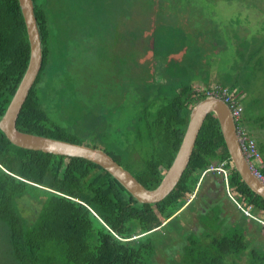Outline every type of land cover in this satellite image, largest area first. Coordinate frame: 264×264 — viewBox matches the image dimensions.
<instances>
[{
    "label": "trees",
    "instance_id": "1",
    "mask_svg": "<svg viewBox=\"0 0 264 264\" xmlns=\"http://www.w3.org/2000/svg\"><path fill=\"white\" fill-rule=\"evenodd\" d=\"M220 1L232 6L235 0ZM32 2L42 63L16 120V129L100 149L144 188L154 189L175 157L191 108L206 98L211 88L218 86L230 92L235 85L222 80L209 85L208 69L197 71L195 59L187 57L186 62H180L167 58L190 45L187 36L178 29L168 27L156 38L153 36L148 46L153 54L149 68L135 64L139 72L133 74L134 69L130 74L126 72L119 79L120 85L108 90L93 84L91 79L101 75L100 68L112 77L121 67L105 60L99 67L95 42L72 44L70 50L79 67V72L71 75L72 80L82 84L87 74L86 87L92 91L84 97L77 95L73 102L76 119L62 124L42 106L38 90L55 76L57 58L63 55L55 51L56 33L47 25L46 3ZM253 2L249 0L248 4ZM209 13L212 16L213 12ZM249 42L255 41L252 38ZM259 44L254 50L245 46L241 59L243 66L250 63L251 78L257 71L264 84V39ZM91 49L93 60L86 65L84 55ZM28 60L29 45L18 2L0 0V119ZM94 68L99 72L92 73ZM198 80L202 89L193 87ZM253 103L247 104V113ZM100 105L106 108L105 112L99 110ZM126 106L137 111L133 120H127L126 130L131 131V137L128 139V133L124 134L122 141L112 140L110 148H106L103 141L113 118L112 111ZM247 113L241 124L248 132L256 122L264 127V118L252 119ZM257 150L264 162V142L257 143ZM220 165L226 181L222 172H207L210 167ZM257 171L264 177L263 166ZM205 172L221 180L227 201L231 202V197L235 205L241 203L250 215L240 208L238 215L236 212L223 215L220 202L199 199L196 186ZM191 195L193 198L186 203ZM183 210L195 216L197 231L189 230L181 222ZM209 210L214 213L209 214ZM214 219L216 227H211ZM222 223H227L228 228ZM263 224L264 198L253 193L230 165L219 124L212 114L206 116L200 128L179 182L164 200L152 205L138 203L105 170L87 160L21 149L10 144L0 131V264H162L156 260L161 250L167 253L165 264H264ZM166 236L171 241L180 240L178 251L167 249ZM175 253L178 261L174 260Z\"/></svg>",
    "mask_w": 264,
    "mask_h": 264
},
{
    "label": "rangeland",
    "instance_id": "2",
    "mask_svg": "<svg viewBox=\"0 0 264 264\" xmlns=\"http://www.w3.org/2000/svg\"><path fill=\"white\" fill-rule=\"evenodd\" d=\"M193 1L44 0L46 3L45 11L48 16L47 25L56 33V36L53 37L56 43L55 51L63 56L57 58L55 76L50 77L46 81L47 83L44 82L39 86L38 96L42 106L53 119L62 124L64 121L67 123V121L70 122V120L72 121L77 117L75 110H73V102L78 99L77 95H83L84 97L85 94L92 91L86 87L89 81L87 74L84 76L82 84L77 85L72 80L74 77L71 75L79 72L78 65H75L77 58L72 56L73 50H70V48H73L72 44L80 45L95 42L96 49L94 51H96L97 59L100 60L99 67H101L103 60L110 61V63L114 62V55L111 51L115 50H121L124 53L122 55L126 56V59H124L126 66L135 67V64L141 63L142 60L148 59L151 61L153 54L151 51L147 52L150 50L148 46H151V38L153 36L156 38L157 34L164 33L170 27L181 30L187 36V42L189 41L188 44L190 45L185 46L183 50L177 53L168 55L167 58L180 62H186L187 57L195 59L194 61L198 64L197 71L208 69L209 85H215L220 80L227 85H235L236 88H233L234 90H231L230 93L242 106V119L249 109H246L247 104L252 102L254 103L247 115L251 116L252 119L264 118L263 79L257 71H254V76L251 78L250 63L243 66L244 63L241 59L247 46L249 49L254 50L256 46L260 45L259 42L264 39V2L255 0L256 3L251 4V2L248 4L249 0H235L231 6L220 0ZM231 7H233L232 11H230ZM209 12H213L212 16H208L211 14ZM206 17L208 20H206ZM50 32L53 34L52 30ZM252 38L255 42H249ZM92 51L93 49L84 55L86 65L93 60ZM131 55L133 66L130 63ZM64 69H66V72ZM85 69L84 66L83 72H85ZM133 71V74L139 72L135 68ZM91 72L95 74L99 70L94 68ZM100 72L101 75L98 78L91 79L92 83L98 84L103 90L113 87V83L109 81L112 77L105 74L107 70L105 72L100 68ZM128 74H130V71ZM114 75H118V73H114ZM246 76L248 78H245ZM116 77L122 78L121 76ZM193 87L195 89L203 88L199 80L193 83ZM234 93L239 96L236 98ZM100 98L102 99V97ZM109 98L111 99L112 95L109 94ZM82 104L87 106L83 102ZM83 110H80L81 115ZM99 110L105 112L106 108L100 105ZM136 112L130 106L112 111L113 118L110 120V126L106 130L103 141L106 148H110L112 140H116V143L119 140L122 141L124 134L128 133V139L131 137L129 135L131 131L126 130V127H129V121L127 120L130 118L133 120ZM252 126L250 132L245 131L257 148L258 142H264V127H260L259 122L254 123ZM134 156L135 158L138 157L137 155ZM262 166L264 167L263 161L259 168ZM210 176L207 174L201 175L196 191L202 189V192H206L213 189L215 183ZM223 193L228 196L227 191H223ZM191 197L187 196L186 203L191 200ZM229 200L231 202L226 200L224 214L228 215L231 212H236L238 215L237 205L234 204L231 198ZM238 206L245 210L244 205L241 203H238ZM208 213L213 214L214 212L209 210ZM188 214L186 211H182L180 215L181 222L189 230L197 231L198 222L195 216ZM260 216L257 215V218ZM215 224L214 219L210 226L216 227ZM221 226L228 228L227 223H222ZM262 230L264 234V224ZM161 232L163 233V231ZM168 238L170 237L166 236L164 240L167 249L178 251L177 244L180 240L171 241ZM165 254L167 255L161 250V253L156 257L158 263L165 264ZM174 260H179L177 253H175ZM167 264L175 263L168 262Z\"/></svg>",
    "mask_w": 264,
    "mask_h": 264
},
{
    "label": "water",
    "instance_id": "3",
    "mask_svg": "<svg viewBox=\"0 0 264 264\" xmlns=\"http://www.w3.org/2000/svg\"><path fill=\"white\" fill-rule=\"evenodd\" d=\"M17 2L28 40L29 60L26 70L0 119V131L10 144L25 150L87 160L105 170L138 203L152 205L164 200L179 182L188 166L200 128L206 116L212 114L219 124L230 165L253 193L264 198V183L251 171L240 150L229 109L222 100L215 97H206L191 108L188 123L175 157L164 172L160 183L152 190L144 188L128 171L100 149L18 131L16 120L40 70L42 50L32 0H17Z\"/></svg>",
    "mask_w": 264,
    "mask_h": 264
},
{
    "label": "built area",
    "instance_id": "4",
    "mask_svg": "<svg viewBox=\"0 0 264 264\" xmlns=\"http://www.w3.org/2000/svg\"><path fill=\"white\" fill-rule=\"evenodd\" d=\"M206 97H215L220 100H222L228 107L230 116L233 120L234 126H235V133L237 137V141L240 147V150L244 156V158L247 161L248 166L251 168V171L258 177L259 180H261L264 183V177H262L259 172L257 171V168L262 163V159L260 154L258 153V150L256 148V144L254 141L249 137L246 129L241 124L242 120V106L236 101L233 94L228 92L227 88L222 87H213L208 91ZM223 165V164H222ZM219 168H213L210 167V169L207 170V172H213L216 171L217 173H223L224 180L226 181V173L221 169V166ZM205 172L204 174H206ZM193 198V195H191ZM231 198V197H230ZM232 199V198H231ZM234 203V199H232ZM238 208H240L237 205ZM241 209V208H240ZM242 210V209H241ZM244 214L250 215L249 209L242 210Z\"/></svg>",
    "mask_w": 264,
    "mask_h": 264
},
{
    "label": "flooded vegetation",
    "instance_id": "5",
    "mask_svg": "<svg viewBox=\"0 0 264 264\" xmlns=\"http://www.w3.org/2000/svg\"><path fill=\"white\" fill-rule=\"evenodd\" d=\"M123 43H125V42H123ZM149 51L150 50H148L147 52H149ZM111 53L114 55V57H113L114 63H117L118 67H121L120 68L121 70L118 72V75L113 74L112 78L110 79L111 82L113 83V87L116 88L118 85H120V83H118L120 78H117L116 76H121V77L125 76L126 72H129V71L134 69L133 68L134 67L133 66V60H132L133 57L131 55L130 63L133 66V67H131V66H126L124 64L125 63L124 59H126V56L122 55L123 52L121 50L120 51H117V50L111 51ZM128 55H129V53H128ZM144 55H146V54H144ZM97 58L98 57H96V59ZM151 61H152V59H151ZM151 61H149L148 59L144 60V61L142 60L141 63H139V64L145 65L146 67L149 68V66L151 65ZM116 68H117V66H116ZM97 77H98V74H97ZM108 89H110V88H108ZM206 174L209 176L211 175L209 173H206ZM210 177H211L212 181H214L215 185H214L213 189L207 190L206 192H202V189H200V191L197 190V193L200 196L199 199L204 198V200L206 202L217 201V202H220L221 205L223 206V204H225L226 199L224 198V193H223L224 189L222 188L221 180L218 178H215L213 175H211ZM196 198H198V196Z\"/></svg>",
    "mask_w": 264,
    "mask_h": 264
},
{
    "label": "crops",
    "instance_id": "6",
    "mask_svg": "<svg viewBox=\"0 0 264 264\" xmlns=\"http://www.w3.org/2000/svg\"><path fill=\"white\" fill-rule=\"evenodd\" d=\"M225 206H226V201H225V204H223V208H224V212H223V215H225ZM229 213V212H228ZM234 213V212H233Z\"/></svg>",
    "mask_w": 264,
    "mask_h": 264
}]
</instances>
